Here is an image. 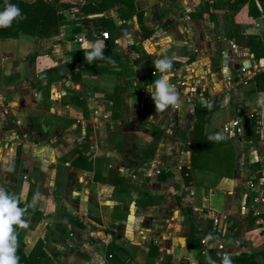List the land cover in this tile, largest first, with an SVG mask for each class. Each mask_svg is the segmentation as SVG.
Here are the masks:
<instances>
[{
	"label": "crops",
	"instance_id": "obj_1",
	"mask_svg": "<svg viewBox=\"0 0 264 264\" xmlns=\"http://www.w3.org/2000/svg\"><path fill=\"white\" fill-rule=\"evenodd\" d=\"M49 1L56 33L0 36V187L22 208L41 197L19 228L22 251L40 239L51 264H264V205L247 193L264 184V81L253 77L264 57L234 38L264 47V12L248 13L258 1ZM97 40L105 58L89 64ZM173 53L180 103L156 111L154 61ZM196 105L203 131L226 142L193 166ZM234 118L240 134L222 128Z\"/></svg>",
	"mask_w": 264,
	"mask_h": 264
},
{
	"label": "trees",
	"instance_id": "obj_2",
	"mask_svg": "<svg viewBox=\"0 0 264 264\" xmlns=\"http://www.w3.org/2000/svg\"><path fill=\"white\" fill-rule=\"evenodd\" d=\"M103 0H100V2ZM124 2L123 0H120ZM244 0H235L233 7L238 5L240 2ZM260 4L261 9L251 7L248 10V13L253 16L259 15L261 12H264V0H257ZM6 3L15 4L20 9L22 14L26 17L25 19H16L12 22L10 27H0V36L3 37H14L19 32L28 33V34H35L37 36H48L50 34H54L58 30V25L60 24L61 14L56 11L55 6L49 0H0V11H3L5 8ZM96 6L92 8L93 10H99ZM78 20H84L80 18ZM106 21V19H103ZM106 23V22H105ZM112 23V21H111ZM235 41L238 42L241 46H245L248 48L250 52L253 53L254 56H263L264 57V47H262L258 37L253 34H245L240 33L237 34L235 37ZM107 46V58H110L111 55V38L108 37L106 40ZM77 52V51H76ZM75 53V52H74ZM106 58V60H107ZM64 59L71 60L69 56V52L64 53ZM108 61V60H107ZM106 61V62H107ZM82 62H79V67L83 66ZM257 87L259 89L263 88V77H264V69L254 73L253 75ZM262 106L264 105V101L261 103ZM206 107L202 105H196L194 107V120L191 125L190 129V138L188 143V150H189V161L190 164L193 166H197V159L200 153L207 150H213L215 148L216 143L220 144L222 148V152L224 151V143L226 142L225 139L221 140H210L209 136H215V132L213 131H203V124L205 120L206 114ZM217 154V153H216ZM216 159L218 161L224 160V156L218 157ZM188 177V176H187ZM185 177V178H187ZM32 212L31 220H36L37 211L30 210ZM15 228L18 244L19 247L17 249V255L20 257V264H51L50 260L48 259L46 253L41 248V241L37 239L31 249L24 253L22 251V243L20 241L19 236V227L13 226ZM240 260L234 261L231 259L232 264H254L251 261V257H245L244 255L241 256Z\"/></svg>",
	"mask_w": 264,
	"mask_h": 264
},
{
	"label": "clouds",
	"instance_id": "obj_3",
	"mask_svg": "<svg viewBox=\"0 0 264 264\" xmlns=\"http://www.w3.org/2000/svg\"><path fill=\"white\" fill-rule=\"evenodd\" d=\"M21 9L15 5L6 3L3 11H0V27H10L16 19H25ZM103 41L97 40L90 50H84L85 60L90 64L93 60L104 59ZM176 59L175 53L171 57L165 55L162 59L154 61L155 68L162 75L151 85L150 93L154 101L156 111H164L169 107L179 106V94L175 87L169 83V76L166 74ZM148 90V89H147ZM210 140L224 139L222 134L210 135ZM40 194L35 193L30 203L20 207L21 200L18 196L8 193L0 187V264H20V257L17 255L19 247L15 228L23 229L28 226L29 221L24 218L28 208L35 209L40 200ZM211 238V237H209ZM210 264H216L208 257ZM221 264H232L231 258L225 255Z\"/></svg>",
	"mask_w": 264,
	"mask_h": 264
},
{
	"label": "built area",
	"instance_id": "obj_4",
	"mask_svg": "<svg viewBox=\"0 0 264 264\" xmlns=\"http://www.w3.org/2000/svg\"><path fill=\"white\" fill-rule=\"evenodd\" d=\"M100 39L103 40L104 38L107 37V32L105 30H101L99 32ZM238 120L237 119H232L231 123H223L222 128L226 131L229 130L230 126L233 125L235 126V133L240 134V127L237 125ZM247 193L248 197L251 199V202L253 204H260L264 205V184L260 180H250L247 185ZM216 221V219H213ZM71 235V232L68 233Z\"/></svg>",
	"mask_w": 264,
	"mask_h": 264
},
{
	"label": "water",
	"instance_id": "obj_5",
	"mask_svg": "<svg viewBox=\"0 0 264 264\" xmlns=\"http://www.w3.org/2000/svg\"><path fill=\"white\" fill-rule=\"evenodd\" d=\"M242 64H243V62H242Z\"/></svg>",
	"mask_w": 264,
	"mask_h": 264
}]
</instances>
